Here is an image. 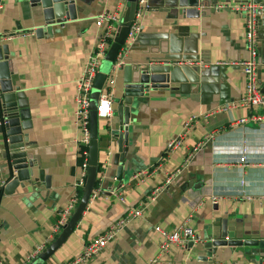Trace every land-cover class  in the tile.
<instances>
[{
	"label": "crops",
	"instance_id": "obj_1",
	"mask_svg": "<svg viewBox=\"0 0 264 264\" xmlns=\"http://www.w3.org/2000/svg\"><path fill=\"white\" fill-rule=\"evenodd\" d=\"M74 4L75 18L47 26L49 32L37 37L34 30L44 27L40 7L30 0H0V44L8 46L12 84L19 89L23 132L28 136L25 150L49 178L48 186L44 181H24V186L0 197L4 264H26L29 254L37 247L40 253L58 234L53 232L56 210L70 198L81 173L75 95L96 44L95 19L115 11L123 19L127 0H74ZM148 4L140 33L124 47V62L113 74L112 88L105 81L100 92H109L112 98L111 116L97 123L101 171L95 187L101 191L43 264L71 261L84 244L154 191L155 199L141 216L131 218L91 260L80 264H148L160 240L154 227L171 231L184 221L201 242L192 248L172 247L158 264H264V249L253 247H218L210 259L200 258L202 242L220 238L223 219L228 238L264 239V105L238 103L245 85L239 62L250 57L243 15L215 5L198 18L182 19L176 16L173 0H148ZM262 9L258 6L255 78L264 94ZM145 64L169 67L170 81L168 87L133 99L127 150L120 161L118 140L112 137L119 127L113 112L115 97L121 93L125 73ZM102 65L99 71L108 72ZM230 103L235 107L219 110ZM242 118L246 120L239 122ZM170 140L179 144L167 150ZM242 149L245 163L239 161ZM119 166L122 180L116 187ZM8 175L7 160L0 154V180ZM35 175L36 170L31 177ZM211 197H216L215 203Z\"/></svg>",
	"mask_w": 264,
	"mask_h": 264
},
{
	"label": "water",
	"instance_id": "obj_2",
	"mask_svg": "<svg viewBox=\"0 0 264 264\" xmlns=\"http://www.w3.org/2000/svg\"><path fill=\"white\" fill-rule=\"evenodd\" d=\"M230 0H173V9L176 16L182 19H195L200 13L218 2ZM236 2H252L263 8L264 0H233ZM33 5L39 6L42 12V20L44 27H38L34 30L37 37L42 36L45 32H49L52 24H61L67 19H73L76 15V7L74 0H30ZM136 9V0H127L124 17L121 24L111 40L106 51L104 60L109 64L115 60L121 46L125 42V38L129 26L134 19ZM16 28H20L16 26ZM170 68L160 65H137L130 69L124 75V83L121 93L115 97V108L113 112L118 118V131L113 133L112 137L118 140V151L122 153L120 161L127 150L128 124H129V107L133 103L134 98L148 96L150 91L157 88L168 87L170 81ZM110 70L98 71L95 75L91 93H90V111H89V143L87 147V170L84 184L81 189L80 198L73 209L68 221L64 224L61 231L55 239L44 248L36 257L28 264H43L66 240L72 232L76 222L79 220L83 211L86 209L90 200L91 193L95 187L97 179L98 167V119L96 116L97 102L101 89L108 77ZM12 63L9 59V49L7 44H0V144L3 150L0 154L7 160L9 175L4 183L0 184V197L2 195H10L20 186H24L23 182L28 184L36 181H44L49 185V178L45 175L37 159L25 150L24 144L28 142V136L23 132L24 123L21 118V107L18 96V87L12 84ZM264 92V88L261 89ZM36 170V175L32 178ZM122 180V166L117 168L114 186L119 187ZM216 208V207H215ZM222 232L220 238L209 242H202L204 251L200 257L208 260L216 253L218 247L228 246L232 249L236 247H253L257 250L264 249V239H240L228 238L225 229V219L221 221ZM194 246L193 242L187 244L188 248ZM255 251L247 253L258 256L259 252Z\"/></svg>",
	"mask_w": 264,
	"mask_h": 264
},
{
	"label": "built area",
	"instance_id": "obj_3",
	"mask_svg": "<svg viewBox=\"0 0 264 264\" xmlns=\"http://www.w3.org/2000/svg\"><path fill=\"white\" fill-rule=\"evenodd\" d=\"M216 7L219 8H230L236 12H239L243 15L244 19V37L246 46L250 51V57L247 60L240 61L239 64L242 65L244 75H245V85L243 93L238 101L239 104L245 106H254V105H264V94L259 93L256 86V61H255V40H256V29H257V17H258V6L252 2H238L235 4L228 3H218ZM149 9L148 0H136V9L134 14V19L132 20L124 44L121 46L115 60L111 64L110 72L106 79V85L109 88H112L113 84V74L115 71L123 64L124 57L126 54V49L131 42L135 41L138 34L141 31V19L144 13ZM122 19L119 16L118 11L101 13L95 19V25L99 29L95 47L85 63L78 82L76 84V95H75V119L76 123L81 130V138L78 142V154L81 155L82 152L79 151L80 147L87 146L89 143V111H90V93L93 85V81L96 73L99 71V66L101 60L104 59L106 51L113 39L117 27L121 24ZM188 63V62H187ZM233 64V62H230ZM235 103L226 104L223 107H220V111H226L230 108L235 107ZM112 114V98L108 93L100 94L97 107H96V116L98 120L108 119ZM192 119H189L184 124V128L188 126ZM246 119L242 118L239 122H244ZM179 144V141L170 140L166 145L167 150H171ZM87 150L83 151V162L81 163V173L74 183V190L70 198L65 202L63 206L56 210V222L54 225L53 232L55 234L59 233L68 221L73 209L75 208L78 200L80 198L79 191L84 184V179L87 170ZM239 161L241 163L246 162L245 150L242 149L239 155ZM169 178L167 179V182ZM4 183L3 180H0V184ZM101 189L99 187H94L90 200H93L97 195H99ZM119 201L124 202L125 199L123 196L116 195ZM156 197V191L150 194L146 201H141L136 207L130 208L126 214L117 220L110 223L107 229L99 236L93 238L84 246L79 254L74 257L71 261L64 264H80L91 260L96 253L102 250L111 240H113L120 230L126 225V223L133 217L141 216L144 209L147 207V204L154 200ZM211 203L216 202V197H211L209 199ZM187 220V219H186ZM154 230L160 235V240L158 244V252L153 256L148 264H158L164 257L168 254L172 247H185L191 241L193 243L201 242V239L194 232V230L186 224L184 221L181 225L174 228L171 231H166L159 226H155ZM41 247H37L35 251L29 254L24 263H28L36 257L40 251ZM0 264H4L0 260Z\"/></svg>",
	"mask_w": 264,
	"mask_h": 264
},
{
	"label": "trees",
	"instance_id": "obj_4",
	"mask_svg": "<svg viewBox=\"0 0 264 264\" xmlns=\"http://www.w3.org/2000/svg\"><path fill=\"white\" fill-rule=\"evenodd\" d=\"M87 150V146H82V147H80V149H79V151H81L82 152V154L81 155H79V157H78V162L81 164L82 162H83V151H86ZM101 171V168H100V165H98V167H97V173L98 172H100ZM79 193H81L80 191H79Z\"/></svg>",
	"mask_w": 264,
	"mask_h": 264
},
{
	"label": "rangeland",
	"instance_id": "obj_5",
	"mask_svg": "<svg viewBox=\"0 0 264 264\" xmlns=\"http://www.w3.org/2000/svg\"><path fill=\"white\" fill-rule=\"evenodd\" d=\"M101 62L103 63L102 68H103V69H106L107 71H109L110 68H111V63L109 64V63L106 62L104 59L101 60ZM107 66H108V67H107Z\"/></svg>",
	"mask_w": 264,
	"mask_h": 264
}]
</instances>
